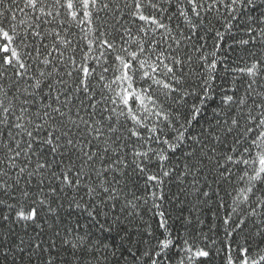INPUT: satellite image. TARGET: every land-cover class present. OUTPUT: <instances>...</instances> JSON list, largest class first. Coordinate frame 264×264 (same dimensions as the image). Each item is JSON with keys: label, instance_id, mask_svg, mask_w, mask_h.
Returning a JSON list of instances; mask_svg holds the SVG:
<instances>
[{"label": "snow or ice", "instance_id": "obj_1", "mask_svg": "<svg viewBox=\"0 0 264 264\" xmlns=\"http://www.w3.org/2000/svg\"><path fill=\"white\" fill-rule=\"evenodd\" d=\"M210 176L224 241L173 233ZM0 229L2 264H264V0H0Z\"/></svg>", "mask_w": 264, "mask_h": 264}, {"label": "trees", "instance_id": "obj_2", "mask_svg": "<svg viewBox=\"0 0 264 264\" xmlns=\"http://www.w3.org/2000/svg\"><path fill=\"white\" fill-rule=\"evenodd\" d=\"M212 180L213 177L210 176V189L207 185H205V190L212 193L211 197H200L199 201L191 195L185 197L183 193L180 194L178 200L174 199L173 194L177 193L179 190L177 184L175 183L166 188L168 198L165 202H163L162 210L165 212L166 218L168 219V226L173 233L179 232L183 234L185 229H187L193 234L203 232L211 239L221 242L224 241L225 233L223 218L231 212L232 197L229 193L232 192V186L223 180H221L219 184L212 183ZM201 184H204L203 179H201ZM180 187H187V185H181ZM221 204H223V206H221ZM114 214H120L119 209H117ZM142 215L143 220H140L139 218L135 219L134 225L139 226L141 231H143L144 227H146L145 222H147V224L151 225V228L156 235H161L163 229L159 228L160 217L150 212H144ZM186 218H190L192 222L190 224H186ZM75 219V216L71 218L73 222ZM79 219L81 223H91L86 216H82ZM44 227L47 228V225L45 224ZM129 227H133V225H129ZM2 231L3 229H0V232ZM23 231L24 230L21 227L16 226L15 232L23 234ZM27 231L30 236L34 235L32 227L28 228ZM37 231H39V229H37ZM50 234L51 233H49V235ZM27 238L28 237H26V239ZM234 239L239 238L235 237ZM209 246L212 248L215 247L213 245ZM0 264H2V262H0ZM211 264H220V258H214L211 261Z\"/></svg>", "mask_w": 264, "mask_h": 264}]
</instances>
